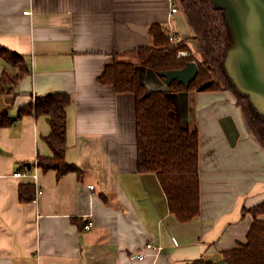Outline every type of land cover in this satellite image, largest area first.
Segmentation results:
<instances>
[{
	"label": "crops",
	"instance_id": "1",
	"mask_svg": "<svg viewBox=\"0 0 264 264\" xmlns=\"http://www.w3.org/2000/svg\"><path fill=\"white\" fill-rule=\"evenodd\" d=\"M152 22L203 59L183 11L171 13L169 0H0V46L22 54L30 70L15 93L0 91V112L14 116L0 126V264H185L215 260L245 240L252 216L242 208L264 201V150L234 96L196 91L206 97L199 122L178 103L194 92L175 93L180 123L199 132V213L180 222L156 176L136 169L133 94L97 80L113 57L149 42ZM4 69L11 67L0 59V77ZM52 91L71 96L65 161L83 170L80 177L33 167L37 153L51 154L42 138L47 116L17 117V109ZM16 170L23 175L13 176ZM24 182L41 190L31 201L18 198ZM72 216L90 220V228Z\"/></svg>",
	"mask_w": 264,
	"mask_h": 264
},
{
	"label": "trees",
	"instance_id": "2",
	"mask_svg": "<svg viewBox=\"0 0 264 264\" xmlns=\"http://www.w3.org/2000/svg\"><path fill=\"white\" fill-rule=\"evenodd\" d=\"M178 9L185 15L204 58L199 60L184 39L175 35L170 38L167 25L152 22L146 28L147 44L128 50L137 57V63L157 73L179 69L188 62H195L197 73L185 85L176 79L167 84L168 92L148 89L140 79L137 63L113 57L97 76L101 84H109L117 93L134 96V128L136 169L153 173L165 195L169 211L180 222H186L199 213V132L197 127L182 125L176 115L171 94L182 91L228 90L243 113L247 128L264 150V115L251 104L247 95L240 93L228 76L223 60L226 49L233 44L224 11L215 7L211 0H176ZM189 37V36H188ZM177 38V39H176ZM179 51L184 54L179 55ZM116 52H113L115 55ZM0 59L10 70L4 69L0 77V91L14 92L17 82L29 73L24 56L0 46ZM6 82V84H4ZM170 93V94H169ZM71 96L66 91H52L37 95L33 101L20 105L17 117L25 114L46 115L49 131L42 138L51 150L50 155L36 154V165L42 172L53 170L60 178L73 171L80 177L83 170L65 161L66 107ZM5 108L0 112V126L11 123ZM35 197V185L31 182L18 184L20 201ZM250 213L252 220L245 240L222 250L226 264H264V201L242 208ZM71 219L83 228L86 220L78 216ZM185 264H215L202 257Z\"/></svg>",
	"mask_w": 264,
	"mask_h": 264
},
{
	"label": "water",
	"instance_id": "3",
	"mask_svg": "<svg viewBox=\"0 0 264 264\" xmlns=\"http://www.w3.org/2000/svg\"><path fill=\"white\" fill-rule=\"evenodd\" d=\"M211 2L223 9L233 39V44L226 49L224 68L237 90L247 95L253 107L264 115V0ZM197 70L192 61L182 68L162 71L161 75L166 84L176 79L187 85ZM214 263L226 264L222 257L215 259Z\"/></svg>",
	"mask_w": 264,
	"mask_h": 264
},
{
	"label": "rangeland",
	"instance_id": "4",
	"mask_svg": "<svg viewBox=\"0 0 264 264\" xmlns=\"http://www.w3.org/2000/svg\"><path fill=\"white\" fill-rule=\"evenodd\" d=\"M122 58L137 63V57H136V55H134V53H128L125 56H123ZM137 67H138V71H139V77L146 84L148 89L163 90L165 92H168V88H167V84L165 83V80L162 79L157 73H154L152 70L143 67L140 63H137ZM191 92H194L193 96H191L190 92H187V94L190 97L181 98L180 95H178V97L181 98L178 100V103H179V106L181 105L180 107L186 108L185 109L186 113L187 112L190 113V111H192V115L194 116V119L195 120L198 119L200 122L203 119L201 118V115L198 113V105H199L200 100H201V103L205 102L202 99H204L206 97L202 98V97L198 96V93L196 91H191ZM171 97H172V101H173V105H174L175 94H171ZM198 98H200V99L198 100ZM190 107H192V108H190Z\"/></svg>",
	"mask_w": 264,
	"mask_h": 264
},
{
	"label": "built area",
	"instance_id": "5",
	"mask_svg": "<svg viewBox=\"0 0 264 264\" xmlns=\"http://www.w3.org/2000/svg\"><path fill=\"white\" fill-rule=\"evenodd\" d=\"M177 8H178V7H177V5H176V0H169V10H170V12H171V13L176 12V11H177ZM169 33H170V32H169ZM169 37H170V38H174V36H173L172 33H170ZM184 53H185L184 51H179V55H180V54H184ZM33 167H34V168L37 167V165H36V158L34 159ZM12 175H13V176H21V175H23V172H21L20 170H16V171H14V172L12 173ZM31 175H32V177H33L34 179L36 178V174H35V173L32 172ZM88 187H89V188H92V187H93V184H88ZM35 192H36V194H37V193H40V192H41L40 188L36 187ZM90 226H91V221H90V220H87L86 223L84 224V228H85V229H89ZM146 246H151V244H150V243H146ZM136 256H137V257H142V254H137Z\"/></svg>",
	"mask_w": 264,
	"mask_h": 264
}]
</instances>
